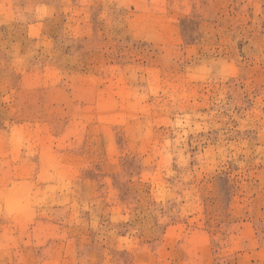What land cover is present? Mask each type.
Returning a JSON list of instances; mask_svg holds the SVG:
<instances>
[{"label":"rangeland","instance_id":"obj_1","mask_svg":"<svg viewBox=\"0 0 264 264\" xmlns=\"http://www.w3.org/2000/svg\"><path fill=\"white\" fill-rule=\"evenodd\" d=\"M0 264H264V0H0Z\"/></svg>","mask_w":264,"mask_h":264}]
</instances>
